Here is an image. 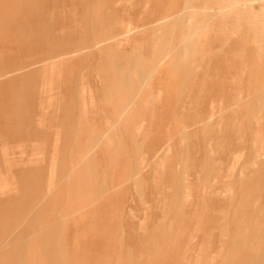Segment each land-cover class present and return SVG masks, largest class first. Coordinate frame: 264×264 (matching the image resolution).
<instances>
[{
    "label": "rangeland",
    "instance_id": "rangeland-1",
    "mask_svg": "<svg viewBox=\"0 0 264 264\" xmlns=\"http://www.w3.org/2000/svg\"><path fill=\"white\" fill-rule=\"evenodd\" d=\"M0 264H264V0H0Z\"/></svg>",
    "mask_w": 264,
    "mask_h": 264
},
{
    "label": "crops",
    "instance_id": "crops-1",
    "mask_svg": "<svg viewBox=\"0 0 264 264\" xmlns=\"http://www.w3.org/2000/svg\"><path fill=\"white\" fill-rule=\"evenodd\" d=\"M156 14H158V13L155 12V15H156ZM158 17H159V16H157V18H158ZM177 25H178V22H176L175 27L172 28L173 31H174L175 29L178 28ZM181 28H182V31H183V30L185 31V34H184L185 36H184L183 43H184V44L187 43V44L189 45V42H188V40H189V34H188V33H189V32H188V31H189V29H188V20L186 19V20L184 21V17L182 18ZM188 45H187V46H188ZM123 76H124V75H123ZM148 90H149V89H148ZM168 149H169V147H168L167 150H166L167 152H168Z\"/></svg>",
    "mask_w": 264,
    "mask_h": 264
},
{
    "label": "bare ground",
    "instance_id": "bare-ground-1",
    "mask_svg": "<svg viewBox=\"0 0 264 264\" xmlns=\"http://www.w3.org/2000/svg\"><path fill=\"white\" fill-rule=\"evenodd\" d=\"M206 7V6H205ZM207 13V12H206ZM207 18V17H206ZM128 33H130V32H128ZM127 35V34H126ZM139 56V55H138ZM152 72V71H151ZM156 72V71H155ZM136 181V180H135Z\"/></svg>",
    "mask_w": 264,
    "mask_h": 264
}]
</instances>
